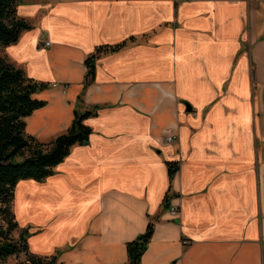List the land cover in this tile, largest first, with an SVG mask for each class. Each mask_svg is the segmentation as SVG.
<instances>
[{
  "label": "crops",
  "instance_id": "obj_1",
  "mask_svg": "<svg viewBox=\"0 0 264 264\" xmlns=\"http://www.w3.org/2000/svg\"><path fill=\"white\" fill-rule=\"evenodd\" d=\"M16 14L31 27L0 55L48 84L25 133L47 142L95 106L88 141L16 185L29 251L124 264L152 221L140 264H264V0H20ZM123 42L83 88L85 58Z\"/></svg>",
  "mask_w": 264,
  "mask_h": 264
},
{
  "label": "trees",
  "instance_id": "obj_2",
  "mask_svg": "<svg viewBox=\"0 0 264 264\" xmlns=\"http://www.w3.org/2000/svg\"><path fill=\"white\" fill-rule=\"evenodd\" d=\"M20 0H0V45L17 40L22 30L31 25L16 14ZM102 45L85 58L87 68L83 88L94 75V60L102 53L114 52L124 46ZM47 83L27 77L23 69L15 67L0 55V264L12 255H25L21 264H61L56 255L37 256L29 251L26 229H18L13 211L14 192L17 183L24 179L41 181L53 173L54 167L68 154L74 144L88 141L91 129L83 120L95 113V106L83 112L73 111L69 128L47 142L25 133V117L44 106L45 101L34 95L45 90ZM169 177L178 170V162L167 160ZM167 200H165L166 204ZM149 221L143 233L126 243L127 262L140 264L141 256L153 233ZM19 230L17 236L13 234Z\"/></svg>",
  "mask_w": 264,
  "mask_h": 264
},
{
  "label": "built area",
  "instance_id": "obj_3",
  "mask_svg": "<svg viewBox=\"0 0 264 264\" xmlns=\"http://www.w3.org/2000/svg\"><path fill=\"white\" fill-rule=\"evenodd\" d=\"M39 45L42 47H47L50 45V41L42 39L39 41ZM174 139H175V135H172V134H168L164 137V141L166 143H171L172 141H174ZM170 209H171L173 214L176 213V208L174 206L170 207Z\"/></svg>",
  "mask_w": 264,
  "mask_h": 264
},
{
  "label": "rangeland",
  "instance_id": "obj_4",
  "mask_svg": "<svg viewBox=\"0 0 264 264\" xmlns=\"http://www.w3.org/2000/svg\"><path fill=\"white\" fill-rule=\"evenodd\" d=\"M13 235L17 236L18 233L15 232ZM24 259H25V255L23 254L12 255L9 258H7V260L3 264H21L24 262Z\"/></svg>",
  "mask_w": 264,
  "mask_h": 264
}]
</instances>
